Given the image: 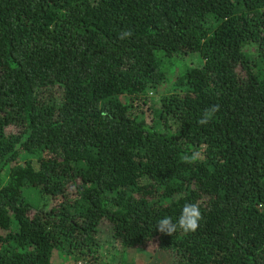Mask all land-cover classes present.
I'll use <instances>...</instances> for the list:
<instances>
[{
	"label": "trees",
	"instance_id": "16d2710c",
	"mask_svg": "<svg viewBox=\"0 0 264 264\" xmlns=\"http://www.w3.org/2000/svg\"><path fill=\"white\" fill-rule=\"evenodd\" d=\"M187 203L195 232L156 230ZM103 220L171 264H264V0H0V264H98Z\"/></svg>",
	"mask_w": 264,
	"mask_h": 264
},
{
	"label": "rangeland",
	"instance_id": "374dc122",
	"mask_svg": "<svg viewBox=\"0 0 264 264\" xmlns=\"http://www.w3.org/2000/svg\"><path fill=\"white\" fill-rule=\"evenodd\" d=\"M201 62L200 56L196 52L185 54L182 56H173L170 59H164V69L167 75V79H172L173 75L176 74L179 68L182 66H195ZM150 102L141 104L138 107H133L132 112H140L143 119L146 122H151L152 114L147 108L148 105H153L152 101H156L158 94L155 92L148 93ZM31 192H35L31 190ZM30 200L34 203L39 201V197L29 193ZM98 239L100 241V258L98 264H115L123 262L125 264H171V257L168 253L163 251L155 250L151 247L141 248H123L120 244L111 238L110 227L108 223L103 220L98 225L97 229ZM52 264H75L68 257L63 250H53L51 253Z\"/></svg>",
	"mask_w": 264,
	"mask_h": 264
},
{
	"label": "clouds",
	"instance_id": "9594fccd",
	"mask_svg": "<svg viewBox=\"0 0 264 264\" xmlns=\"http://www.w3.org/2000/svg\"><path fill=\"white\" fill-rule=\"evenodd\" d=\"M218 111V105L206 109L198 123L201 125L209 123L210 120L215 118V114ZM198 158L199 154H194L192 157H185L184 159L186 162L192 163ZM202 219L203 214L200 205L197 203H187L183 206L181 214L175 222L170 217H164L158 221L156 230L168 236L174 235L177 231L189 234L198 229Z\"/></svg>",
	"mask_w": 264,
	"mask_h": 264
}]
</instances>
